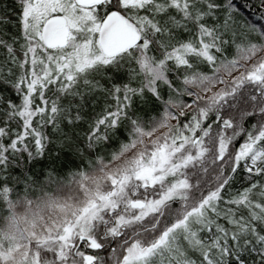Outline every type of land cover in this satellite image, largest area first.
<instances>
[{"label":"snow or ice","instance_id":"snow-or-ice-1","mask_svg":"<svg viewBox=\"0 0 264 264\" xmlns=\"http://www.w3.org/2000/svg\"><path fill=\"white\" fill-rule=\"evenodd\" d=\"M90 175L29 264H264V0H0V206Z\"/></svg>","mask_w":264,"mask_h":264},{"label":"rangeland","instance_id":"rangeland-1","mask_svg":"<svg viewBox=\"0 0 264 264\" xmlns=\"http://www.w3.org/2000/svg\"><path fill=\"white\" fill-rule=\"evenodd\" d=\"M97 176L99 173L96 174ZM95 176H89L84 185L76 190V197L50 198L34 204L14 209V215L0 234V248L6 250L5 264H29L32 255L31 244L39 235L46 232L55 220L66 216L71 208L57 205L75 206L80 203L81 193L91 187Z\"/></svg>","mask_w":264,"mask_h":264},{"label":"trees","instance_id":"trees-1","mask_svg":"<svg viewBox=\"0 0 264 264\" xmlns=\"http://www.w3.org/2000/svg\"><path fill=\"white\" fill-rule=\"evenodd\" d=\"M91 176V175H90ZM70 196L69 198L76 197L75 187H71L64 184H52L46 187L45 189L38 190L31 194L28 199H21L14 203V205L10 208L0 206V234L3 232V229L7 225V222L14 215V209H20L30 205L31 203H35L37 201H43L50 198H63ZM5 211L8 212L5 215Z\"/></svg>","mask_w":264,"mask_h":264}]
</instances>
